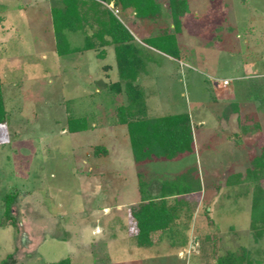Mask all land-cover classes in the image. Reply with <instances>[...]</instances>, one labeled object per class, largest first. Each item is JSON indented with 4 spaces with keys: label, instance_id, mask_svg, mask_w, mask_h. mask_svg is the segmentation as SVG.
Instances as JSON below:
<instances>
[{
    "label": "rangeland",
    "instance_id": "rangeland-1",
    "mask_svg": "<svg viewBox=\"0 0 264 264\" xmlns=\"http://www.w3.org/2000/svg\"><path fill=\"white\" fill-rule=\"evenodd\" d=\"M185 1L189 15L175 34L178 58L154 53L138 83L151 93L145 98L149 115H190L194 152L138 168L125 126L106 115L111 106L125 104L111 88L118 80L112 47L101 60L95 51L57 57L51 2L0 0L7 113L0 125V261L11 254L14 264L65 258L70 264H213L202 234L215 232L220 254L244 251L251 264H264V229L257 233L250 225L252 187L224 186L226 176L244 173L264 146V0ZM155 2L156 21L140 20L131 8L104 6L146 48V37L163 26L173 30L167 0ZM70 39L82 45L81 36ZM223 80L226 88H218ZM156 87L169 97L156 96ZM66 101L76 116L93 113V127L67 132ZM99 145L105 156L92 154ZM138 171L146 172L141 190L180 173L186 177L177 178L178 187L200 185L201 195L189 198L196 215L192 223L182 219L172 246L137 248L128 236L126 212L112 213L117 204L137 199Z\"/></svg>",
    "mask_w": 264,
    "mask_h": 264
},
{
    "label": "trees",
    "instance_id": "trees-1",
    "mask_svg": "<svg viewBox=\"0 0 264 264\" xmlns=\"http://www.w3.org/2000/svg\"><path fill=\"white\" fill-rule=\"evenodd\" d=\"M49 1L54 37L53 52L57 57L95 51L98 60H101L105 56V48L112 47L118 80L111 85V88L115 95L125 97V104L111 106L106 109V115L109 116L112 124L125 126L133 165L139 168L150 162L175 161L192 154L194 148L188 114L182 112L148 117L144 91L138 83L146 67L154 59V53L172 59L178 58L180 50L175 34L180 30L181 18L189 15L186 1L167 0L173 30L167 26L161 27L157 34L148 36L142 41L146 48L134 41L130 32L104 4L112 3L121 10L131 8L140 20L156 21L155 19L159 17V4L155 2L156 0ZM76 35L82 37L81 46H73L71 43L70 38ZM114 100H109V103L113 104ZM65 113L67 132H84L93 127L94 114L76 116L69 101L65 102ZM6 122L7 113L0 81V125H5ZM92 154L105 156L107 151L103 146H93ZM250 161V166L244 173L228 174L224 186L232 189L234 186L247 184L252 187L250 225L259 233L260 229H264V188L260 186V181L264 180V146L260 147L259 154ZM145 174L144 171L137 172L138 184L142 183L141 179ZM178 177L182 178L186 175L180 173L172 182H161L158 185L157 196L139 203L136 209L130 211L138 247H151L164 239L170 246L174 245V228L184 223L183 218L188 222L191 220L196 203L189 199V195L200 190V185H197V188L191 185L178 187L175 183ZM240 190L246 194L242 187ZM13 196L14 194L9 196L10 199L6 203L7 215ZM208 223L211 224L210 221ZM196 235L199 233L196 232ZM202 237L210 244V258L213 264H251L244 251L241 255H236L233 251L220 254L215 232L202 234ZM0 264H14L13 256L8 254ZM52 264H70V259L65 258Z\"/></svg>",
    "mask_w": 264,
    "mask_h": 264
},
{
    "label": "crops",
    "instance_id": "crops-1",
    "mask_svg": "<svg viewBox=\"0 0 264 264\" xmlns=\"http://www.w3.org/2000/svg\"><path fill=\"white\" fill-rule=\"evenodd\" d=\"M112 3H110V5H111ZM26 6V5H25ZM19 11L20 13H19V16H22V14H23V12H22V10H24V7L22 6V4H18L17 5V7L15 8V11ZM158 67V66H157ZM163 66H160L159 68H162ZM144 77H146V76H144ZM142 85V84H141ZM221 85V84H220ZM142 87V86H141ZM218 88H226V86H217ZM157 89H156V91H154V94L155 93H157V94H155L156 96L157 95H164V92L165 91H163V89H158V87H156ZM142 89H143V91H144V96H145V98H146V96L148 95V94H150L151 95V93H150V91L148 90V92H147V90H145L143 87H142ZM153 92V91H152ZM165 97H169L168 96V94H166V95H164ZM145 104H146V99H145ZM147 110H148V107L146 106V113H147ZM184 112V111H183ZM178 113H182V112H178ZM185 113H187V112H185ZM174 114H177V113H174ZM188 114V113H187ZM167 115H173V114H167ZM167 115H162V116H167ZM147 116L148 117H161V116H151V115H149L148 113H147ZM188 116H189V119H190V115L188 114ZM199 125H201V124H199ZM190 129H191V134H192V139H193V148H194V135H193V132H192V127H191V122H190ZM224 139L225 140H228V141H231V142H233V144H235V142L231 139V138H228V137H224ZM194 152V151H193ZM131 155V154H130ZM191 155V154H190ZM187 156V155H186ZM185 157V156H184ZM183 158V157H182ZM131 161H132V158H131ZM132 163H133V161H132ZM163 181H165V180H163ZM163 181H161V182H163ZM153 184V183H152ZM160 183H158V184H155L154 183V186H153V188H151V185L149 186V188L146 190V189H143V190H141V188H139L138 187V181H137V191H136V197H137V199H135L134 200V203L133 202H129V203H119V204H117L116 206H115V208H114V210H113V212L112 213H115V214H121V212L122 211H125L126 212V221H127V227H128V229H127V232H128V236H130V238L133 240V243H134V245L137 247V248H140V249H149V248H155V247H159V246H164V247H167V246H170L168 243H167V241L164 239L162 242H159V243H154L153 244V246H151V247H138L137 245H136V241H135V237H134V232H135V226H134V223H133V221H132V218H131V216H130V211L131 210H134V209H136L137 208V205L139 204V203H141V202H146L148 199H150V198H154L155 196H157L158 194H159V190H158V185H159ZM200 190H201V188H200ZM200 190H198L197 192H195V193H193V194H191V195H194V194H197V195H201V191ZM191 195H189V198L191 197ZM167 197V196H166ZM113 207V206H112ZM104 210L105 211H107V208L105 207L104 208ZM103 210V211H104ZM104 211V212H105ZM195 215H196V207L194 208V211H193V216H192V218H191V220L193 221V219H194V217H195ZM191 220H190V222H191ZM192 223V222H191ZM182 225V224H181ZM180 225H177L174 229H175V232H176V229H178V227H179ZM192 229L194 230V226H192ZM192 230V231H193ZM194 232H195V230H194ZM196 232H199L198 230H196ZM196 232H195V237H198V235H196ZM175 239H176V237H175V235H174V237H173V240H174V242H175ZM175 244V243H174Z\"/></svg>",
    "mask_w": 264,
    "mask_h": 264
},
{
    "label": "built area",
    "instance_id": "built-area-1",
    "mask_svg": "<svg viewBox=\"0 0 264 264\" xmlns=\"http://www.w3.org/2000/svg\"><path fill=\"white\" fill-rule=\"evenodd\" d=\"M115 13H116V11H115ZM227 83H228L227 80H223V81H222V86H226Z\"/></svg>",
    "mask_w": 264,
    "mask_h": 264
}]
</instances>
